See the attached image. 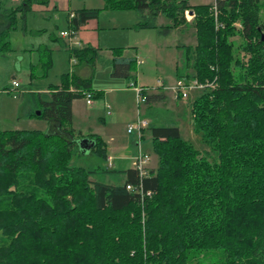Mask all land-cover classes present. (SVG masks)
<instances>
[{
  "label": "trees",
  "instance_id": "trees-1",
  "mask_svg": "<svg viewBox=\"0 0 264 264\" xmlns=\"http://www.w3.org/2000/svg\"><path fill=\"white\" fill-rule=\"evenodd\" d=\"M8 1L0 0V50L10 49L18 13L48 3ZM102 1L101 8L73 11L69 28L77 32L100 10L117 9L138 11L135 28L162 36L181 25L194 29L195 43L177 46L182 63L175 75L203 85L190 109L200 145L176 125H151L156 167L146 175L134 167L75 165L82 138L93 143L90 153L107 159L100 136L82 135L71 124L73 100L102 93L90 78L69 72L46 93L26 92L20 116L54 121L57 129H0V264H193L215 250L220 264H264V0ZM185 10L193 12L192 21ZM160 14L170 23L158 24ZM67 50L94 65L95 48ZM120 51H113L112 74L133 78L136 59ZM50 66V51L41 48L30 79ZM142 90L147 103L165 99ZM105 174L116 182L102 181Z\"/></svg>",
  "mask_w": 264,
  "mask_h": 264
},
{
  "label": "rangeland",
  "instance_id": "rangeland-1",
  "mask_svg": "<svg viewBox=\"0 0 264 264\" xmlns=\"http://www.w3.org/2000/svg\"><path fill=\"white\" fill-rule=\"evenodd\" d=\"M189 2L204 4L214 2V0H189ZM14 3H19V0H14ZM100 5L101 0H69L65 6L36 7L24 15H18L16 28L9 32L10 49L0 50L1 130L39 129L47 132V120L20 116L24 98L18 94L14 96L15 89L11 82L16 80L21 87L29 86L31 67L39 62L41 48L50 51L51 66L47 70L46 76L43 78L34 77L32 83L38 82L44 87L52 86L60 81L63 73L84 65V63L77 65L72 60L69 61L66 49L61 46L62 42L68 41V38L60 37V32L69 30L70 10L83 6L97 7ZM260 13L264 17L263 7L260 9ZM114 15H119L116 18L118 23L111 21V17ZM183 15L187 22L192 21L193 17L188 20L184 13ZM138 21H140L139 12L136 10L105 9L100 11L97 19L89 20L82 29V33L88 38L90 35L91 44L100 45L103 51L112 48L111 46H125L122 49L124 50L123 54L136 56L139 61L134 69V74L137 77L136 85L138 87L141 85L155 87L161 82L165 85L168 84V98L147 112V117L150 120V125L147 128L143 131L135 128L131 133H128V125L134 124L138 115L144 114L147 106L145 103L138 105L136 88H133L135 83H132V80L110 77L111 67L107 63L106 56L103 55L93 69L91 88L100 90L108 85L120 87L105 94L106 102L110 105L108 110L111 115L107 116L103 100L93 99V105L89 106L82 98L74 103L71 124L76 131L81 130L86 136L101 137L105 144L106 154L113 158L112 166L108 165L107 160L101 161L93 153L87 152L83 156L77 149L73 151L72 164L94 168L101 163L106 168L124 170L132 166L135 157L141 153L151 156L147 168L156 167V156L153 152L150 132L151 125H176L184 138L190 139L197 146L200 145L199 136L192 130L190 109L198 89L203 87L186 89V96L182 97L181 91L175 92L174 87L178 89V82L188 85L193 80H179L175 75L176 79L170 83L174 79L175 62L182 63V48L177 46L194 44V29L187 25H181L172 28L170 35L162 36L158 35L155 29L135 28ZM157 23L169 24L170 22L160 14ZM112 24H120L118 25L120 27L113 30L110 27ZM129 24L132 26L130 27ZM233 25L236 29H241L239 20H236ZM230 39L238 43L241 41L238 35L231 36ZM241 57L244 61L248 60V55L244 51L241 52ZM89 67L92 66L89 65ZM23 89L28 91L29 88ZM116 177L105 174L99 178L102 181L114 183ZM219 258L220 251L215 250L205 258H198L196 260L198 263L195 261L193 264H220Z\"/></svg>",
  "mask_w": 264,
  "mask_h": 264
},
{
  "label": "crops",
  "instance_id": "crops-1",
  "mask_svg": "<svg viewBox=\"0 0 264 264\" xmlns=\"http://www.w3.org/2000/svg\"><path fill=\"white\" fill-rule=\"evenodd\" d=\"M20 1V0H19ZM68 1L69 0H48V3L47 4H33V5H31V7H30V9L29 10H31V9H34V8H36V7H45V8H48V6L50 5V6H53V7H55V8H57V6H59V5H62V6H65L66 4H68ZM11 2V3H10ZM10 2H8V6H10V5H14V4H17V3H14V0H10ZM55 3V4H54ZM191 3V2H190ZM192 4V3H191ZM7 5V4H6ZM103 6V1L101 0V5L100 6H97V7H85V6H83V7H80V8H101ZM80 8H76V9H72V10H70V17L73 15V11H75V10H77V9H80ZM29 10H27V11H29ZM102 10H105V9H102ZM26 11V12H27ZM101 11V10H100ZM26 12H24L23 14H20V13H18V15H24ZM100 13V12H99ZM18 15H17V17H18ZM98 16H99V14H98ZM98 16H97V18H98ZM119 15H114V16H112L111 17V21L113 22V23H118L117 21H116V18L118 17ZM70 17H69V19H70ZM97 18H94V19H97ZM139 19L141 20V13H139ZM89 20H91V19H89ZM89 20H87L82 26H80V28L77 30V32L75 33V37H77V41L78 42H80L79 43V45L78 46H75V47H83V46H86V45H88V46H91V47H93V48H95L96 50H97V57H96V59H95V62H94V65L90 68L89 67V64H87V63H85V62H78L74 57H69V52H68V50H67V48H70V47H68V45H67V43L64 41V42H62V47H64L65 49H66V51H67V53H68V58H69V61H71V59H74L75 61L73 62L74 64H77V65H80L81 63H84V65H82V66H78V67H76L73 71H71V70H69V71H67V72H69V73H71V74H74V75H76V76H80V77H84V78H90V79H92V75H93V69H94V67H95V65H96V62L104 55V56H106L105 58L108 60L107 61V63H109V65H110V67H111V70H110V77L111 78H124V77H120V76H114L113 74H112V58H113V56L115 55V53L113 52L116 48H120V52H121V56H125V57H132V58H135L136 59V61H135V66H134V68H133V70L131 71V74L133 75V78H124V79H127V80H132V83H135V86L133 87L134 89L135 88H137L138 86L136 85V74H134V69L136 68V65L137 64H139V61L137 60V58H136V56H132V55H124L123 54V51L124 50H122V49H124L123 47H125V46H111L112 48H107L105 51H103L102 50V48H101V46L100 45H98V44H96V45H93V44H91V36L89 35V38H88V36H86V35H84L83 33H82V29L88 24V22H89ZM136 23V22H135ZM134 23V24H135ZM118 25H120V24H112L110 27H112L113 28V30H115V29H117L118 27H120V26H118ZM129 26L131 27L132 26V24H129ZM70 29V28H69ZM144 30H146V29H144ZM157 32V31H156ZM158 34V33H157ZM159 35V34H158ZM168 35H170V33L168 34ZM167 35V36H168ZM60 37H62L61 35H60ZM62 38H64V37H62ZM64 40V39H63ZM91 41V42H90ZM133 48H135V46H132ZM176 64H177V62H175V65H174V79L170 82V83H172L175 79H176V77H175V66H176ZM47 75V74H46ZM45 75V76H46ZM44 77V76H43ZM43 77H41V78H43ZM117 81V80H116ZM110 82H115V81H110ZM60 83V81L58 82V83H56V84H54V85H52V86H55V85H58ZM11 84H12V82H11ZM29 86H25V87H21L20 85L18 86V87H16V88H14L15 90V94H14V96L16 95V94H18V95H20V96H22L23 97V94H25L26 92H48L49 91V89H50V87H52V86H48V87H44V86H42L41 84H39L38 82H35V83H32V79H30V81H29ZM31 85V86H30ZM72 85L70 86V89H72ZM23 88H29L28 89V91L26 90V89H23ZM116 88H120V87H114L113 85H108L107 87H102V88H100V90H96L95 89V91H100L101 93H102V96H101V98H99L100 100H103V105H104V108H106L107 109V112H106V114H107V116H110L111 115V112L108 110V109H110V105L109 104H107V102H106V99H105V94L106 93H108V92H111V91H114ZM132 88V89H133ZM138 88H141V89H143L144 88V90L145 91H147V93L148 94H161V95H164L165 96V99L164 100H162V101H154V102H151V103H145L146 104V110H145V112H144V114L143 115H141V114H139L138 115V117H137V119L138 118H140V119H145L146 121H147V126L145 127V128H147L149 125H150V120H149V118L147 117V112L151 109H153V108H155V106H157V105H159L161 102H163V101H165L168 97H167V95H169L168 93H169V91H167L168 90V84L167 85H165L163 82H161V83H159L157 86H155V87H148V86H144V85H141V86H139ZM31 90V91H30ZM94 90V89H93ZM143 91V90H142ZM9 92V91H8ZM144 94V93H143ZM145 95V94H144ZM146 96V95H145ZM82 98H84V96L83 97H81V98H77V99H74L73 100V102H72V118H73V115H74V103H75V101L76 100H81ZM172 98H174V97H172ZM182 98V97H181ZM180 98V99H181ZM84 100H85V98H84ZM95 100V99H94ZM85 103L87 104V105H89V106H91V105H93V99H92V101H91V103H87L86 101H85ZM139 105V104H138ZM149 115H151L150 113H149ZM47 123H48V127H47V131L48 130H51V131H55L56 129H57V123L56 122H54V121H47ZM145 128H143L142 129V131L145 129ZM76 130V129H75ZM82 135H86V134H84L81 130H78ZM137 144V143H136ZM86 153H82V155L84 156ZM111 157L112 158V156L111 155H108L107 157ZM149 158H151V156L149 155ZM107 160V159H106ZM112 161H113V158H112V160H111V166H112ZM108 162V161H107ZM130 167H133V165L132 166H130ZM130 167H128V168H130Z\"/></svg>",
  "mask_w": 264,
  "mask_h": 264
},
{
  "label": "built area",
  "instance_id": "built-area-1",
  "mask_svg": "<svg viewBox=\"0 0 264 264\" xmlns=\"http://www.w3.org/2000/svg\"><path fill=\"white\" fill-rule=\"evenodd\" d=\"M184 14L186 16V18L189 20V18L193 17V12L185 10ZM216 6H214V15H216ZM75 31L72 29H69L68 31H61L60 35L64 38H68V41L66 42L68 47H73V46H78L79 42L77 41L76 37H75ZM73 62L75 61L74 59H71ZM182 82H178L177 87H174L175 92H179L181 91L182 93V97L186 96V89H190V88H200L203 87L202 84H199L196 80H193L190 84H181ZM12 86L13 89L19 86V83L16 80H12ZM136 93H137V100H138V104L139 103H145L146 102V96L143 94L142 89L141 88H136ZM85 101L89 104L91 103L93 97H92V93L91 92H82ZM147 126V121L145 119H140L138 118L134 124L128 125L127 128V132L131 133L135 128H138L139 130H142L143 128H145ZM111 157H107V161L109 162L108 165L111 166ZM149 162V156L146 154H141L139 153L134 161H133V167L136 168L140 175H146L148 168H147V164ZM127 188L130 189V186L127 185Z\"/></svg>",
  "mask_w": 264,
  "mask_h": 264
},
{
  "label": "water",
  "instance_id": "water-1",
  "mask_svg": "<svg viewBox=\"0 0 264 264\" xmlns=\"http://www.w3.org/2000/svg\"><path fill=\"white\" fill-rule=\"evenodd\" d=\"M262 38L264 39V35H262ZM80 150L82 153H87L89 152V149L93 145L91 141H89L87 138H82L78 141Z\"/></svg>",
  "mask_w": 264,
  "mask_h": 264
},
{
  "label": "bare ground",
  "instance_id": "bare-ground-1",
  "mask_svg": "<svg viewBox=\"0 0 264 264\" xmlns=\"http://www.w3.org/2000/svg\"><path fill=\"white\" fill-rule=\"evenodd\" d=\"M146 103V102H145Z\"/></svg>",
  "mask_w": 264,
  "mask_h": 264
}]
</instances>
